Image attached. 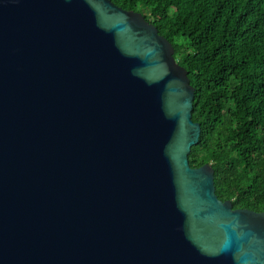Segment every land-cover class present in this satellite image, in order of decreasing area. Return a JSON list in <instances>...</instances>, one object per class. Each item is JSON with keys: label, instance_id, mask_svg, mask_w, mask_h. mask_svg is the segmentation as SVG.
Wrapping results in <instances>:
<instances>
[{"label": "water", "instance_id": "1", "mask_svg": "<svg viewBox=\"0 0 264 264\" xmlns=\"http://www.w3.org/2000/svg\"><path fill=\"white\" fill-rule=\"evenodd\" d=\"M173 43L113 0H0V264H264L221 199Z\"/></svg>", "mask_w": 264, "mask_h": 264}, {"label": "trees", "instance_id": "2", "mask_svg": "<svg viewBox=\"0 0 264 264\" xmlns=\"http://www.w3.org/2000/svg\"><path fill=\"white\" fill-rule=\"evenodd\" d=\"M175 47L202 125L189 155L212 164L218 196L264 210V0H113Z\"/></svg>", "mask_w": 264, "mask_h": 264}]
</instances>
